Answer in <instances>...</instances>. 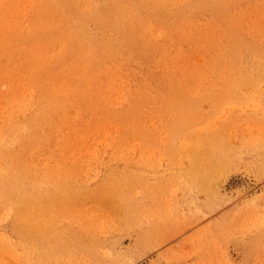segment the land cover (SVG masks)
<instances>
[{"label": "bare ground", "instance_id": "bare-ground-1", "mask_svg": "<svg viewBox=\"0 0 264 264\" xmlns=\"http://www.w3.org/2000/svg\"><path fill=\"white\" fill-rule=\"evenodd\" d=\"M29 1H9L0 10V23L16 6L25 9ZM31 1L22 13L38 15L31 23L42 20L40 35L20 45L10 43L11 54L5 67H0V169L23 172L2 177L6 190L1 201L12 198L10 181L15 179V194L24 195L23 201L17 196L24 203L17 206L28 223L59 213L86 223V218L95 219L93 208L100 205L124 207L125 202H117L111 190L115 185L120 189L117 179L102 174L100 182L86 173L77 174L90 166L84 155L122 152L123 136H139L141 106L148 110L155 102L153 92L217 86L221 84L218 75H247L251 55L262 49L254 46L257 39L264 38V7H255L251 0ZM236 11L239 15H234ZM157 27L163 36L156 34ZM189 33L194 42L214 41L215 47L208 53L202 50L203 61L193 62L184 45L173 44ZM172 47L177 50V65L169 59ZM235 83L232 80L230 86L242 88L243 83ZM188 127L185 124L174 134L196 135L201 128ZM181 142L182 149L189 147L183 138ZM51 154L56 158L46 161L44 157ZM219 159L213 163H221ZM56 166L65 168L64 173ZM71 166L76 173L67 172ZM76 183L83 189L78 191L80 196L88 202L84 205L77 204L73 194L68 198ZM68 199L69 209L62 212ZM119 219H108V226H118ZM102 224L106 220L98 229H91L102 231Z\"/></svg>", "mask_w": 264, "mask_h": 264}, {"label": "rangeland", "instance_id": "rangeland-1", "mask_svg": "<svg viewBox=\"0 0 264 264\" xmlns=\"http://www.w3.org/2000/svg\"><path fill=\"white\" fill-rule=\"evenodd\" d=\"M0 1H4L0 2L3 11L11 0ZM251 1L264 7V0ZM31 3L26 2L25 9ZM21 7L16 6L11 19L8 16L0 23V67H5L11 54L10 43L20 45L40 35L42 20L31 23L38 15L22 13ZM155 32L164 34L159 27ZM219 40L224 46L225 41ZM177 43L184 45L193 62L204 60L202 50L208 53L215 47L211 39L194 42L190 33L173 44ZM258 47L263 50L253 49L247 75H218L222 85L217 86L153 92L155 102L148 110L141 106L139 136H123L122 152L84 155L90 166L77 174L86 173L100 182L103 177L117 179L120 189L115 185L111 190L117 202H125L124 207H92L96 217L90 221L84 217L86 223L60 213L28 223L22 208L18 209L24 205V195L15 194V179L10 181L12 198L1 201L6 190L2 177L23 172L1 168L0 264H43L45 260L46 264H264V38L257 39L254 48ZM170 49L169 59L176 64L177 50ZM232 80L235 85L243 83L242 88L231 87ZM185 124L201 127L196 135L181 136L191 146L187 151L181 147L182 138L174 134ZM53 158V154L44 157ZM218 158L221 163H213ZM67 172L76 173L72 166ZM79 187L73 184L68 198L73 194L72 199L84 205L88 202ZM68 202L62 212L68 211ZM127 210L136 211L128 215ZM103 212L106 225L94 232L91 228L98 229L104 221ZM115 216L119 225L108 226L107 220Z\"/></svg>", "mask_w": 264, "mask_h": 264}]
</instances>
